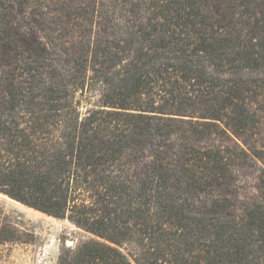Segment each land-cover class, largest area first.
Listing matches in <instances>:
<instances>
[{"label": "trees", "instance_id": "obj_1", "mask_svg": "<svg viewBox=\"0 0 264 264\" xmlns=\"http://www.w3.org/2000/svg\"><path fill=\"white\" fill-rule=\"evenodd\" d=\"M262 131L264 0H0V192L93 235L58 264H264Z\"/></svg>", "mask_w": 264, "mask_h": 264}, {"label": "rangeland", "instance_id": "obj_2", "mask_svg": "<svg viewBox=\"0 0 264 264\" xmlns=\"http://www.w3.org/2000/svg\"><path fill=\"white\" fill-rule=\"evenodd\" d=\"M262 134L264 137V131ZM262 167L261 162L244 164L237 172L234 189L241 206L255 198V187L259 178L264 177ZM0 217L12 221L25 232L26 238L31 239L0 242V264H58L61 252L76 248L93 237L69 219L35 210L1 192Z\"/></svg>", "mask_w": 264, "mask_h": 264}]
</instances>
